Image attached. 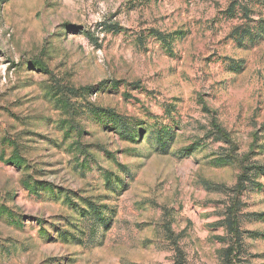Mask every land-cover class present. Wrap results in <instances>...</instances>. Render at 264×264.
Wrapping results in <instances>:
<instances>
[{"label": "rangeland", "instance_id": "obj_1", "mask_svg": "<svg viewBox=\"0 0 264 264\" xmlns=\"http://www.w3.org/2000/svg\"><path fill=\"white\" fill-rule=\"evenodd\" d=\"M244 167L264 0H0V264H264Z\"/></svg>", "mask_w": 264, "mask_h": 264}, {"label": "trees", "instance_id": "obj_2", "mask_svg": "<svg viewBox=\"0 0 264 264\" xmlns=\"http://www.w3.org/2000/svg\"><path fill=\"white\" fill-rule=\"evenodd\" d=\"M39 66H41V68H44V66L42 64H39ZM45 70V69H44ZM112 116H114V114H112ZM121 126H123V129H125L126 132L129 131V127L127 124L121 122L120 123ZM218 132L220 134H222L224 137L227 136V134L225 133V131H223L220 127H217ZM14 164H16L17 166H20L21 163H19L18 161H15ZM257 169L258 171L262 172L264 174V167H252V168H245L243 169V173L241 174L240 178H239V184L237 185V189H239V191H242L245 189V183L247 181L250 180V176H249V172L253 171ZM92 212H94L95 215H98L96 213L97 212V208L92 207ZM234 224L231 225V227L233 228ZM233 230V229H232ZM234 231V230H233ZM232 255H233V251L231 249V252L229 253V255L226 257L225 263L226 264H234L233 260H232ZM181 257V261H179V264H186L185 261L182 259V256H179V258Z\"/></svg>", "mask_w": 264, "mask_h": 264}]
</instances>
